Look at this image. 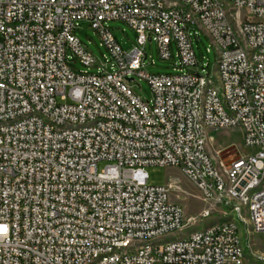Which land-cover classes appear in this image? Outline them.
Wrapping results in <instances>:
<instances>
[{"label":"built area","instance_id":"1","mask_svg":"<svg viewBox=\"0 0 264 264\" xmlns=\"http://www.w3.org/2000/svg\"><path fill=\"white\" fill-rule=\"evenodd\" d=\"M188 2L209 26L213 75L179 7L0 0V264H253L245 252L264 262L252 251L264 233V0ZM111 20L135 31L130 51ZM81 22L99 36L101 58L75 35ZM147 40L177 58L174 72L142 70ZM134 76L149 99L129 86ZM227 128L252 151L218 166L205 134ZM101 160L111 163L99 171ZM148 165L179 168L200 211L168 199L174 181L149 184Z\"/></svg>","mask_w":264,"mask_h":264},{"label":"rangeland","instance_id":"2","mask_svg":"<svg viewBox=\"0 0 264 264\" xmlns=\"http://www.w3.org/2000/svg\"><path fill=\"white\" fill-rule=\"evenodd\" d=\"M107 26L110 27L116 40L125 51H130L137 45L135 31L125 22L121 20H111L107 22ZM201 37V41L196 42L193 37V46L199 64H208V69L211 74H214L216 65V54L212 47L207 51L209 47V40L205 37L202 31L198 32ZM75 35L93 52V54L99 58L102 57V53L106 50L99 46L100 39L95 30L89 26L87 22H81L80 27L75 30ZM1 39V34H0ZM210 46L211 42H210ZM145 48L148 54V58L145 60V65L142 70L147 73H169L174 72V64L177 63V58L162 59L158 54L156 41H148L145 44ZM176 50H173L175 53ZM153 61V63H152ZM78 70H85L86 67L80 63L75 64ZM95 71L96 69H91ZM129 86L139 94L143 99H149L151 96L150 86L147 81L140 76H134V79L128 82ZM206 146L209 153L218 166L226 164L230 156L234 153H248L252 150L246 147L242 141V133L239 128H227L222 130L210 131L205 134ZM111 162L101 160L97 163V169L101 171L105 165ZM148 173L149 184H166L167 182L174 181L176 187L170 190L168 193V199L171 201H178L183 205L186 215H195L200 208L203 207V202L200 201L193 194L197 193L194 185L188 181V179L182 174L179 168L171 166H156L148 165L145 167ZM176 192H179L177 195ZM213 217V216H212ZM205 218L197 224L191 226L188 230L184 231V234L193 229H202V227L208 226L214 221L218 220L221 216L215 215L213 218ZM241 228V225H240ZM242 230V240H246V233ZM183 234V233H182ZM181 234V235H182ZM252 251L256 254H264V233H255L252 235ZM245 257L248 258L249 263L264 264V262L258 261L256 257H251L245 252Z\"/></svg>","mask_w":264,"mask_h":264},{"label":"bare ground","instance_id":"3","mask_svg":"<svg viewBox=\"0 0 264 264\" xmlns=\"http://www.w3.org/2000/svg\"><path fill=\"white\" fill-rule=\"evenodd\" d=\"M150 2L154 5L179 7L180 13L192 16V24L195 25L197 33L202 31L205 35L209 34V26L206 23V20L201 16H195V9H193V5H191L188 0H150ZM210 42L212 46H219L218 38H211Z\"/></svg>","mask_w":264,"mask_h":264},{"label":"snow or ice","instance_id":"4","mask_svg":"<svg viewBox=\"0 0 264 264\" xmlns=\"http://www.w3.org/2000/svg\"><path fill=\"white\" fill-rule=\"evenodd\" d=\"M3 229L2 228H0V231H2Z\"/></svg>","mask_w":264,"mask_h":264},{"label":"water","instance_id":"5","mask_svg":"<svg viewBox=\"0 0 264 264\" xmlns=\"http://www.w3.org/2000/svg\"><path fill=\"white\" fill-rule=\"evenodd\" d=\"M148 39L150 40V37Z\"/></svg>","mask_w":264,"mask_h":264},{"label":"crops","instance_id":"6","mask_svg":"<svg viewBox=\"0 0 264 264\" xmlns=\"http://www.w3.org/2000/svg\"><path fill=\"white\" fill-rule=\"evenodd\" d=\"M201 209V208H200ZM200 211V210H199Z\"/></svg>","mask_w":264,"mask_h":264}]
</instances>
